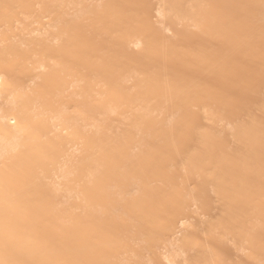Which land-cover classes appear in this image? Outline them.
I'll return each mask as SVG.
<instances>
[{"label": "bare ground", "instance_id": "obj_1", "mask_svg": "<svg viewBox=\"0 0 264 264\" xmlns=\"http://www.w3.org/2000/svg\"><path fill=\"white\" fill-rule=\"evenodd\" d=\"M0 264H264V0H0Z\"/></svg>", "mask_w": 264, "mask_h": 264}]
</instances>
